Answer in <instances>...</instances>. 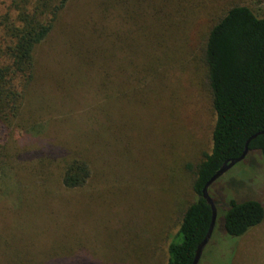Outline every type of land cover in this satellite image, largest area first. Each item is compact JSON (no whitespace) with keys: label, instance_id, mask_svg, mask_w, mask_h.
Segmentation results:
<instances>
[{"label":"rangeland","instance_id":"obj_1","mask_svg":"<svg viewBox=\"0 0 264 264\" xmlns=\"http://www.w3.org/2000/svg\"><path fill=\"white\" fill-rule=\"evenodd\" d=\"M73 5L64 11L67 25L86 23L87 30L99 26L97 0H77ZM112 21L121 35L128 28L138 31V52L133 43L118 55L117 64H109L115 67L118 81L100 93L96 85L86 87L82 77L75 91L67 89V76L73 80L79 71L86 73L65 51L67 36L54 32L37 51L43 83L39 82L23 116L44 128L31 137L35 142L28 140L17 147L23 156L40 148L46 151L48 146L57 157L51 165L46 155L42 160H11L13 172L18 169L26 181L35 165L45 179V189L35 197L16 195L7 184V194L0 195V245L9 264L12 260L13 264H44L63 248L76 250L78 257L96 264H168L169 235L177 231L180 215L173 202L193 198L191 174L184 164L194 165L210 139V100L200 66L192 61L200 36L194 38L193 53L181 52L158 26L140 32L119 23V18ZM45 68L50 71L48 79ZM95 70H87L94 84ZM72 92L70 102L62 98ZM62 150L69 156H84L90 163L92 173L84 187L69 190L60 184V162L66 156ZM39 176L31 177L32 181L41 180ZM209 194L222 209L229 198H257L264 205L262 156L248 155L216 180ZM220 226L199 264H264V220L237 239L224 233L222 221Z\"/></svg>","mask_w":264,"mask_h":264},{"label":"trees","instance_id":"obj_2","mask_svg":"<svg viewBox=\"0 0 264 264\" xmlns=\"http://www.w3.org/2000/svg\"><path fill=\"white\" fill-rule=\"evenodd\" d=\"M76 2L0 0V195L7 194V184L12 185L16 195L35 197L37 192L45 189V179L39 176L40 171L35 165L27 175L30 181H26L20 177L18 169L13 172L12 159L42 160L46 155V159H51V165L57 157L52 147L46 146V151L40 148L28 154L23 152V156L17 147L28 140L35 142L36 139L31 137L36 138L44 128L42 123L24 117L23 112L31 106L39 82L43 83L37 51L54 32L68 37L65 51L80 67L86 68L85 74L79 71L73 80L66 77L69 81L67 89L75 91L82 83V80L78 83V77H82L86 87L97 86V93L118 81L115 67L109 64H117L118 55L128 51L133 43L138 52L135 45L139 40L136 38L138 31L128 28L121 35L112 19L119 18V23L131 25L140 32L158 26L181 52L189 49L193 53L194 38L199 35L192 61L200 66V78L210 100V139L194 165L184 164L191 174L189 188L193 198L187 202L174 200L173 206L176 205L180 215L177 231L169 235L167 246L168 264H192L212 218L211 208L202 197L205 183L223 163L243 153L252 135L264 131V0L249 4L242 0H97L102 19L97 28H88L91 31L87 30L86 23L66 24L64 11ZM93 68H96L93 74L97 72L95 84L92 73L87 72ZM48 69H44L47 79ZM119 69L121 67L116 71ZM73 94L68 93L62 98L70 102ZM98 110L101 111V104ZM108 129L110 132V126ZM104 141L106 144V139ZM247 148L248 154L237 164L253 152L259 153L264 161V133L251 139ZM62 155H66L63 150ZM60 163L59 182L64 188L80 189L89 181L92 171L84 156L67 154ZM36 176L41 178L40 182L32 181L31 177ZM221 206L226 207H217L212 235L221 227V221L224 233L237 239L264 220V205L257 198L243 201L229 198ZM3 248L0 245V264H9L10 259L6 262L3 256ZM61 250L64 251L49 256L44 264H96L92 259L78 257L76 250ZM11 262L13 264L15 260Z\"/></svg>","mask_w":264,"mask_h":264},{"label":"water","instance_id":"obj_3","mask_svg":"<svg viewBox=\"0 0 264 264\" xmlns=\"http://www.w3.org/2000/svg\"><path fill=\"white\" fill-rule=\"evenodd\" d=\"M264 131L258 132L254 135H252L246 142V146L245 149L243 151V153L235 159H231L225 163H223L221 165V167L211 176V178L205 183L203 189H202V197L203 199L206 201V203L210 206L211 211H212V218H211V223L209 226V229L207 231V234L205 235L204 239L201 241V243L197 246L196 252H195V256H194V260L192 264H198L199 259L201 257V254L205 248V246L208 244L211 235H212V231L215 225V220H216V215H217V208L209 194V187L218 179L220 178L222 175H224L228 170H230L233 166H235L237 163L241 162L246 155L248 154V148H247V144L248 142L255 138L257 135L259 134H263Z\"/></svg>","mask_w":264,"mask_h":264}]
</instances>
